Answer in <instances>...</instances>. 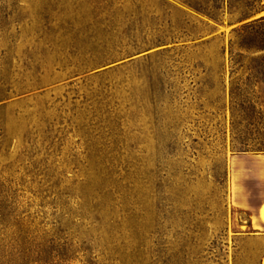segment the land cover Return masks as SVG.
<instances>
[{
	"label": "rangeland",
	"instance_id": "rangeland-1",
	"mask_svg": "<svg viewBox=\"0 0 264 264\" xmlns=\"http://www.w3.org/2000/svg\"><path fill=\"white\" fill-rule=\"evenodd\" d=\"M262 12L0 0V264H260L231 162L264 153Z\"/></svg>",
	"mask_w": 264,
	"mask_h": 264
},
{
	"label": "crops",
	"instance_id": "crops-1",
	"mask_svg": "<svg viewBox=\"0 0 264 264\" xmlns=\"http://www.w3.org/2000/svg\"><path fill=\"white\" fill-rule=\"evenodd\" d=\"M261 16H264V12L261 13ZM253 164H256L255 167ZM231 170L232 184L234 183L235 205L240 210L249 214V222L252 229L263 230L256 238L264 239V199L258 203V205L253 206L251 201L247 198V186L244 184V181L239 178V175H241V177H251L255 171L264 174V153H242L234 155L232 157ZM260 264H264V255Z\"/></svg>",
	"mask_w": 264,
	"mask_h": 264
},
{
	"label": "trees",
	"instance_id": "trees-1",
	"mask_svg": "<svg viewBox=\"0 0 264 264\" xmlns=\"http://www.w3.org/2000/svg\"><path fill=\"white\" fill-rule=\"evenodd\" d=\"M260 23H264V16H261V17L255 19V20H253L252 22H250V24H248V26H252L254 24H260ZM262 148H263V146H262ZM250 151H252V152L264 151V149H256V150H250ZM238 152H248V150L247 149H244V150L242 149V150H238Z\"/></svg>",
	"mask_w": 264,
	"mask_h": 264
}]
</instances>
